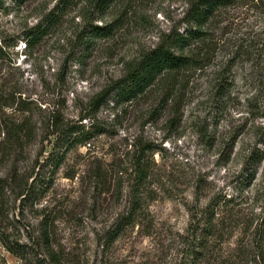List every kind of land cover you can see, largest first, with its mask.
<instances>
[{"label": "rangeland", "instance_id": "374dc122", "mask_svg": "<svg viewBox=\"0 0 264 264\" xmlns=\"http://www.w3.org/2000/svg\"><path fill=\"white\" fill-rule=\"evenodd\" d=\"M60 1L0 2V41L14 45L3 73L19 82L36 133L19 167L29 185L37 177L36 195L24 202L0 195V226L27 252L20 259L0 243V264H52L43 221L62 264H264V159L250 187L241 185L249 153L264 149V0L219 10L205 41L193 45L197 67L173 90L160 84L97 110V95L183 31L193 0H114L104 10L100 1L70 0L56 26L25 49L18 36ZM91 26H109L111 35L82 58L75 43ZM57 122L107 131L55 165L49 133ZM142 145L151 149L150 176L136 187ZM132 207L136 220L111 241Z\"/></svg>", "mask_w": 264, "mask_h": 264}, {"label": "trees", "instance_id": "16d2710c", "mask_svg": "<svg viewBox=\"0 0 264 264\" xmlns=\"http://www.w3.org/2000/svg\"><path fill=\"white\" fill-rule=\"evenodd\" d=\"M22 1L25 0H19V2ZM69 1L61 0L39 24L18 36V40L22 37L25 49H31L35 43L56 26L60 19V14H56L57 11L62 13L70 4ZM233 1L193 0L186 13L187 26L183 31L181 33L179 31L172 32L157 47L145 53L137 63L127 69L122 78L97 95L91 102V107L97 110L110 99L113 101L112 105L119 106L122 103L146 95L154 86L160 84L165 85L169 91L173 90L175 83L182 81L183 73L191 67H197L199 63L195 53L193 54L194 43L205 41L207 36L205 29L208 27L210 20L219 10L228 7ZM95 2H99L98 8L104 10L114 0H95ZM110 35L111 29H109V26L104 28L98 26L87 27L79 34L75 47L83 58L84 52H89L97 40L104 37L108 38ZM8 41L7 39L0 41V195L5 194V190H8L21 198V202H24L36 195L34 188L37 177L31 178L32 182L29 185L28 180L31 176H25L19 164L25 159L22 156L26 154L27 148L35 140L36 133L34 123L31 116H29L32 113V107L30 103L22 98L19 82H13L6 73H3V67L8 61L7 57L10 56L8 50L14 47V45L7 43ZM222 90L220 88L219 95L221 98L226 95ZM11 109L14 112L8 115L6 111ZM55 127H58L57 130L49 133V135L55 136L53 149L58 154L55 153L51 158L54 162L56 161L55 165L62 159L64 151L77 146L88 145L97 134L107 131L95 125L88 127L83 124L59 126L58 122L55 123ZM150 152L151 149L148 146L142 145L135 158L136 187L142 186L150 176V162L149 157H147ZM263 159L264 149L249 153L242 166L244 177L241 185L244 188L250 187L256 176L255 168ZM137 195L135 194V197ZM135 202L139 205L138 200ZM135 209L132 207L127 216L118 220L114 230L111 231V241H115L125 227L134 223L136 220ZM41 226V245L45 255L52 264H62L58 254L51 246L48 223L43 221ZM6 230L7 227L0 226L1 245L15 257L25 259L27 255L24 249L25 246L20 245L17 240H11V237L6 234Z\"/></svg>", "mask_w": 264, "mask_h": 264}]
</instances>
